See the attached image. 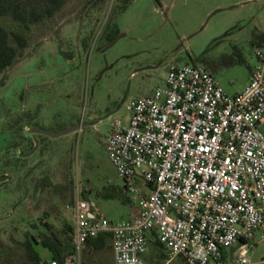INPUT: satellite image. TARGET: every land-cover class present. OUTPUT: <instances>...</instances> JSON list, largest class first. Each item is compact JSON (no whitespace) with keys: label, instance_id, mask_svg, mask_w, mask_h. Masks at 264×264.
I'll use <instances>...</instances> for the list:
<instances>
[{"label":"rangeland","instance_id":"obj_1","mask_svg":"<svg viewBox=\"0 0 264 264\" xmlns=\"http://www.w3.org/2000/svg\"><path fill=\"white\" fill-rule=\"evenodd\" d=\"M117 4L66 0L53 18L30 26L29 45L0 76V244L36 234L33 224L42 229L46 220L63 233L75 223L77 192L87 188L108 219L130 216L139 197L126 191L105 139L115 119L130 117L125 102L161 85L170 64L204 61L231 95L250 82L264 0H133L124 11ZM2 20L17 29L10 17ZM236 48L244 62L228 64ZM99 118L75 133L28 135ZM36 248L49 264L48 249ZM248 257L264 264V242Z\"/></svg>","mask_w":264,"mask_h":264},{"label":"built area","instance_id":"obj_2","mask_svg":"<svg viewBox=\"0 0 264 264\" xmlns=\"http://www.w3.org/2000/svg\"><path fill=\"white\" fill-rule=\"evenodd\" d=\"M254 52L234 95L204 64L172 63L161 85L125 102L130 117L111 123L105 145L139 204L113 221L89 188L77 192L64 264H82L83 245L105 234L114 264H253L264 242V44ZM153 238L167 254L159 262L146 257Z\"/></svg>","mask_w":264,"mask_h":264},{"label":"trees","instance_id":"obj_3","mask_svg":"<svg viewBox=\"0 0 264 264\" xmlns=\"http://www.w3.org/2000/svg\"><path fill=\"white\" fill-rule=\"evenodd\" d=\"M132 1L117 0V10H126ZM65 2L66 0H0V76L23 55L30 42L28 35L30 26L53 18L62 9ZM3 17H10L17 24V29L8 28L2 20ZM117 34L118 31L109 32L108 40L113 41ZM252 42L255 45L264 44V33L258 34ZM235 54V57L228 58V64L244 62L237 48ZM200 62L211 71V67L207 63ZM104 195L111 196L112 194L106 192ZM45 215L48 213L45 212ZM43 226L40 229L38 224L34 223L36 234L26 232L22 239H14L13 243H1L0 264H43V258L36 245H41L49 250L50 261L64 264L65 256L75 250L72 236L73 225L67 224L63 233L58 232L47 220L43 222ZM150 245L151 251L147 255L149 261L159 262L166 257V251L157 239L153 238ZM45 264H48V261H45Z\"/></svg>","mask_w":264,"mask_h":264},{"label":"crops","instance_id":"obj_4","mask_svg":"<svg viewBox=\"0 0 264 264\" xmlns=\"http://www.w3.org/2000/svg\"><path fill=\"white\" fill-rule=\"evenodd\" d=\"M241 91H243V89ZM241 91H238L236 93H239ZM133 211L134 209L131 210L130 215L132 214ZM72 225L74 226V224ZM106 249H109L112 253L110 260H108V254H107L108 252ZM81 257H82V264L85 263L104 264V262L106 261H107L106 264H114L115 260H114V252L112 248L111 236L109 234H105L87 241L82 247Z\"/></svg>","mask_w":264,"mask_h":264},{"label":"water","instance_id":"obj_5","mask_svg":"<svg viewBox=\"0 0 264 264\" xmlns=\"http://www.w3.org/2000/svg\"><path fill=\"white\" fill-rule=\"evenodd\" d=\"M217 11H219V9L215 10L213 13H215ZM113 41H115V40H113ZM125 99H126V95L123 97L121 102L118 104V106L115 109V111L118 110L121 107V105L125 102ZM115 111H112V112L108 113L105 116V118L111 116ZM100 120H102V118L94 119V120H82V121H79V122L69 126V127L63 128V129H61L59 131H48V130H45V129H42V128H39V127H34V128H30L28 130V133H32V138H34V139H36V133H43V134H48L50 136L56 137V136L66 135V134L75 132V131H77V130H79L82 127L87 126V125H95Z\"/></svg>","mask_w":264,"mask_h":264},{"label":"flooded vegetation","instance_id":"obj_6","mask_svg":"<svg viewBox=\"0 0 264 264\" xmlns=\"http://www.w3.org/2000/svg\"><path fill=\"white\" fill-rule=\"evenodd\" d=\"M29 129H30V128H29ZM29 129H28V130H29ZM28 135H29V137H30L31 139H33V138H32V133H28Z\"/></svg>","mask_w":264,"mask_h":264}]
</instances>
